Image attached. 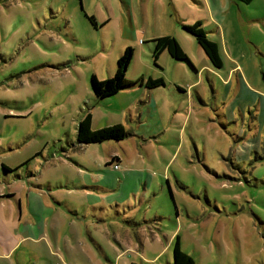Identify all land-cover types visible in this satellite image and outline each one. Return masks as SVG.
Masks as SVG:
<instances>
[{
  "label": "rangeland",
  "instance_id": "obj_1",
  "mask_svg": "<svg viewBox=\"0 0 264 264\" xmlns=\"http://www.w3.org/2000/svg\"><path fill=\"white\" fill-rule=\"evenodd\" d=\"M169 1L0 0V231L14 242L22 237L23 229L19 231L17 224L20 203L8 191L25 194L34 186L30 178L37 177V183L44 184L45 195L54 194L55 199L68 200L79 209L75 214V210L54 208L43 239L21 243L18 252L9 256L0 233V264H18L20 252L21 264H172L177 240L193 264H264V113L257 118L259 127L251 124L248 114L237 128L234 121L229 124L225 136L211 106H201L197 96H203L200 89L205 88L211 99L206 74L202 85L194 87L197 95L188 107L192 117L179 136L183 147L176 162L169 163L164 179L158 172L164 163L162 153L154 154L152 162L144 161L143 168L150 165L147 171L152 180L145 200L141 188L125 204L95 213L90 210L86 216L85 198L64 192L69 187L66 180L56 186L53 182V187L45 185L49 176L61 181L64 172L78 182L81 176L70 165L72 159L121 152L126 161L123 153L135 143L133 134L140 136L129 129L139 133L149 129V122L140 126L129 114H122V103L99 105L103 100L96 101L91 91L90 77L110 78V70L126 47L134 51L126 71L133 86L148 75L161 74L165 86L156 90L163 109L175 104V83H180L176 78L195 82L194 71L178 65L188 62L173 61L167 54L168 62L160 65L151 57L152 39L171 36L175 30L187 34L186 42H180L183 51L198 57L200 48L179 18L187 20L183 22L187 26L195 17L204 23L206 12H216L215 22L203 26L204 31L216 24L219 29L221 23L225 38L220 34L206 37L216 43L220 56L222 51L228 58L240 53L246 56L245 62L242 57L235 62L249 69L250 83L264 93V0L248 4L209 0L211 7L202 0ZM239 12L242 21L249 22L246 29L237 23ZM255 45L260 50H254ZM251 55H257L255 62ZM196 62L198 58L199 68ZM189 84L181 83L185 88ZM128 97H134L133 93ZM86 108L93 112L92 130L121 122L130 135L120 142L91 144L86 149L76 146L77 123ZM209 119L214 121L209 123ZM193 137L199 142V153L188 158L185 153ZM239 150L243 156L235 158ZM203 153L211 167L202 163ZM119 165L111 167L118 169ZM97 166L108 168L101 161ZM29 249L37 257H31Z\"/></svg>",
  "mask_w": 264,
  "mask_h": 264
},
{
  "label": "crops",
  "instance_id": "obj_2",
  "mask_svg": "<svg viewBox=\"0 0 264 264\" xmlns=\"http://www.w3.org/2000/svg\"><path fill=\"white\" fill-rule=\"evenodd\" d=\"M202 1L204 2L205 5L210 3V7H211V2H209V0H202ZM169 2L170 3L172 2L173 4L176 3L175 0H171ZM126 13L128 17H130L129 15L130 12H126ZM206 13H207L206 14L207 19L204 23L200 19L195 17L190 22H188V25L199 23L200 27L204 31L203 26L208 27L211 26L213 22H215L212 20V18L214 17V14L216 12H206ZM239 14L240 15H238L237 23L241 27L245 26L246 29V24L249 22L242 21L243 16L241 15V12H239ZM219 18L220 20L222 19V17ZM179 20L181 25L186 24L183 22L187 20H183L181 18H179ZM129 23H130V27H132L131 20L129 21ZM216 25H214V27L212 28L210 27L207 28V31H204L205 34H215L216 36H219L220 34L222 40H224L225 33H224L223 25L220 23L219 29L217 28L218 26ZM133 35H134L133 38L136 41L135 39L136 34L134 33ZM185 35L187 36V34ZM185 35L180 34L177 32V30H175L173 35L171 36L175 37L180 45L181 41L186 42L187 37ZM163 36H170V34H164ZM209 38L211 41H213L211 37ZM253 40L256 42V44H259V42H257L254 39V37ZM254 50H260L259 46L255 45ZM185 51L184 52L186 53L189 60V64H188L189 66L185 63L184 64L183 63L178 64L179 62H175V63L184 66L185 68H187L189 72L194 71L193 77L196 78V80L195 82H191L185 80L181 76L179 78H176L178 82H180V83H175V86H177L176 95L178 96L176 95L174 96L175 104H171L170 109L167 108L163 109V107H161L157 98L159 93L156 89H147V88L144 89V84H140V83H137L133 87L121 90L116 95L112 96L111 99L110 98L103 99V101L101 102L102 104H99L109 107L113 103H119V104L122 103L123 105H119L122 106L121 109L122 114L124 113L129 114V116L133 118L132 121L136 120L140 122L141 124L140 126H142V124L146 122L147 123L149 122V125L147 126L149 129H147L146 130L147 132L145 133H139L134 129L133 131H131L132 130L131 128L129 129L131 134H133V132L135 131L138 134H140V136L133 134L134 135L133 137H135L136 139L135 143H132V147H129L127 153H123L126 154L127 156L126 161L123 160L126 157L125 155H122L121 152H117L116 154L113 152L109 154L105 153L104 155H100L99 153H97V155L94 156V159L93 157L91 159L90 157L87 156L79 158L76 161H72L73 160L72 159L70 165H72V167H75L77 173L79 174V176H81V179H78V182H75V180L70 179L69 176H67L66 173L64 172L63 174L66 177V179H64L65 177H62L60 175L61 181L57 179L58 177H55L57 179V181H55L54 179H52L51 176H49L46 178L45 185H48L49 187H53L52 186L53 182L54 185L55 183L57 185L59 182H60L59 184H61L64 180H66V183L69 184V187L65 188L64 192L80 193L85 198L84 200L85 204H83V206H85L87 210V212L84 213L86 216H89L88 212H90V210L92 211V213H95L98 210H102V209L104 210L106 208L111 209L112 207H114V205L115 207H118L120 205L125 204L126 202L129 201L130 195L132 193H138L141 188L142 191L140 192L141 193L143 192L142 200H145L146 199L145 193L151 191L152 180H151V176L147 171L150 169V167L147 168V166L150 165H146V168H143L145 164L144 161L148 160L149 162H152L154 154L161 155L162 153L164 157V163L162 167L160 166L159 169L155 166L154 167L158 169L159 176L163 179L166 176V170H168L169 163L172 160H173L172 164L176 162L177 157L180 155V151L183 147V143L179 141V136L182 133V128L185 127L186 129L192 117L191 113L188 112V107L189 104L193 105V95L194 96L197 95V92L194 90V87H199L198 84L202 85L203 74H206L207 84L211 85V89H212L211 99H209V97L207 98V94H206L207 92L205 88L200 89V92L203 94V96L200 94H198L197 96H199L200 98L201 106L203 107L211 106L210 110L216 114L214 118L218 124V129H220L219 130L220 132H222L226 136L229 130L228 125L233 123L234 121L235 122L234 126L237 128L240 120L242 121L243 124L246 122L248 118V114L251 116V124L253 126L259 127L258 125L255 124L257 122V118H259V116L262 113H264V93L256 89L250 83L249 78L246 76V72L249 69L243 67L240 61L235 62L238 58L241 57L244 59L245 62L246 56H243L242 53H240L239 57L237 58H233L231 56L230 58H228L223 54L222 51V56L219 55L221 60V67L218 69V68H214L211 65L209 59L206 57V55L200 48V50L197 52L198 54L197 58L199 59V63L196 62L197 64H199L198 65L199 68H197L195 64L197 58L194 55V53L192 55L194 58L193 59L190 56L191 54L187 51V49ZM167 54L168 53L166 51H163L159 55L157 62L160 65L166 61V57L169 56V54L168 55ZM251 56L255 62V58L257 55H251ZM170 59L172 58L170 57ZM173 61L176 60L173 59ZM176 67H180V69L183 70L181 66H176ZM115 69L116 66H114L113 69L110 70L109 73L110 77L114 75ZM148 78L162 79L161 74L154 76L148 75ZM141 80L143 81V83L146 81V79H141ZM181 83L183 84L190 83V84L188 86L186 85L187 88H185L181 85ZM140 85H143L142 86L143 88H141ZM178 86H180L185 91L183 92V90L180 89V87ZM129 93H133L134 97L129 98L128 97ZM99 105L97 104V106ZM171 110H173L175 115L178 113L183 114L182 112H185V114L180 115L179 118L174 119L175 115H173V113L170 112ZM90 112L93 121V112L91 110ZM122 117L123 116H121V118ZM213 121H214L213 119H209V123ZM118 123L120 124L121 122ZM91 127H92V122H91ZM149 138H152L153 141H149ZM136 145L138 146V151L140 154L136 152L137 150ZM90 146L93 145L83 146L84 148L83 147L82 148L86 149L87 147ZM198 148H200L199 142L197 141V139L193 137L192 144L190 145L188 143L185 156L188 158L190 156L193 157L194 152L197 155L199 153ZM93 151L94 150H89V152H93ZM89 154L90 153H88V155ZM203 155L204 158H201L202 163L206 164L205 167L208 166L211 167V165L208 163L207 159L205 158L204 153ZM233 156L237 158L239 156H243V154L241 150H239L236 154H233ZM112 158L114 159L112 160ZM181 160L182 158L180 159V161ZM100 161L101 163L105 164L106 167L108 166V168L100 170L97 166L99 165ZM134 161H137L138 163ZM67 163L69 162H63L61 164L68 165ZM112 164H117V165L120 164V165L118 169H113L111 167ZM36 178L37 177H34L33 179L32 178L27 179L29 180L28 182H34L33 184L34 186L29 187L27 190H25L24 191L25 194L23 195H21L19 190L17 189H13V190L9 189L8 191L13 196V200L17 202L18 205L20 203L17 224L19 226V231L21 230V227L23 231H22V237L17 242L12 241L10 237L3 235L0 231V233L2 234L1 240L4 241V245L7 250L6 256H9V254L11 253L18 252L19 250L18 248L20 244L24 243L25 241L28 240L40 241L41 239H43L44 236L43 231L45 229V224L48 221L49 217L53 214L55 210L54 208H64L66 211L75 210L74 211L75 214L79 212L78 206L71 204L70 201L57 200L55 199V197L58 196L54 194H53L54 197H51V195L48 194L45 195L46 191L44 190L45 187L44 184L37 183ZM108 198L109 200H107ZM29 253L31 257H37V254H35L32 249H29ZM16 257L18 264H21L23 262L22 253L20 252L19 255H17Z\"/></svg>",
  "mask_w": 264,
  "mask_h": 264
},
{
  "label": "trees",
  "instance_id": "obj_3",
  "mask_svg": "<svg viewBox=\"0 0 264 264\" xmlns=\"http://www.w3.org/2000/svg\"><path fill=\"white\" fill-rule=\"evenodd\" d=\"M243 1L245 3H249L251 0ZM88 20L92 22L93 18L90 17ZM183 29L186 33L195 38L196 43L209 59L212 66L214 68H220L221 60L218 54L217 46L206 37V34L200 27V24L194 23L187 26L183 25ZM152 42L153 49L151 55L154 64L157 62L159 55L163 51H166L169 56L176 61L188 62L186 53L183 51L175 37H158L153 39ZM133 55V49L131 47H126L116 61V69L112 77L105 80H98L95 75L90 77L91 91L96 101L112 97L121 90L133 86V84L126 78V71L132 61ZM136 82L144 84L148 89H156L165 85L164 80L161 78H148L144 83L142 80H138ZM91 122L92 115L90 109L86 108L83 116L77 123L76 146L81 147L91 144H102L108 141L120 142L125 140L130 135L122 124H115L98 130H92ZM172 264H193V259L181 251L178 240L174 244Z\"/></svg>",
  "mask_w": 264,
  "mask_h": 264
},
{
  "label": "water",
  "instance_id": "obj_4",
  "mask_svg": "<svg viewBox=\"0 0 264 264\" xmlns=\"http://www.w3.org/2000/svg\"><path fill=\"white\" fill-rule=\"evenodd\" d=\"M188 63H189V60H188Z\"/></svg>",
  "mask_w": 264,
  "mask_h": 264
}]
</instances>
